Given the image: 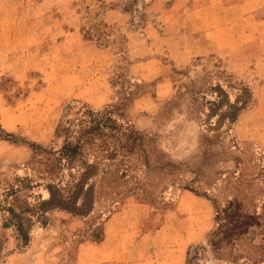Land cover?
<instances>
[{
  "label": "rangeland",
  "instance_id": "obj_1",
  "mask_svg": "<svg viewBox=\"0 0 264 264\" xmlns=\"http://www.w3.org/2000/svg\"><path fill=\"white\" fill-rule=\"evenodd\" d=\"M74 1L78 3L77 9L86 23L84 34L89 38L93 37V44L97 46H111L118 53L117 59L109 65L101 64L96 69L84 66L82 79L85 88L75 94L70 92L73 89L70 81L60 76L65 63L62 65L59 61V50L52 53L50 60L40 63L34 58H20V55H16V59L10 58L15 51L0 44L1 56L10 58V61L0 63V68L4 65L5 69H0V124L5 131L13 132L19 138L35 141L44 150H49L50 147L56 149L62 140L54 136V128L62 118L67 104L79 105L77 100L97 108L106 103H124L122 108L125 109L126 119L151 136V145L175 163L186 164L189 170L203 165L210 180L218 176V169L225 171L220 174L221 179L229 177V172L234 168L231 159L235 156L238 158L239 168H243L244 172L253 171L259 156L264 155V143L255 135L259 126H262V116L259 118L252 112L258 104L264 85L263 73L260 72V67L256 70L255 65L257 63L259 66L258 61H264V41H258L254 34L264 29V26L254 24L250 18L244 19L237 24L238 27L243 26L244 35L235 41L236 25L230 20L232 17L227 15L220 21L225 28L219 31L225 38L217 41L218 37L215 35L209 34L207 37L204 31L194 30L192 21L186 14L180 15L179 21L172 15L162 16L166 19L162 22L161 17H152L153 14L143 12L144 4L150 0H120L118 3L124 10L130 11L131 15L126 22L129 25L119 32L114 25L105 26L97 17V8L102 9L104 4L98 5L95 0ZM192 1L187 0L185 6ZM170 3L171 0L164 2V5L167 7ZM93 4L98 5L96 10ZM247 4L249 7L256 4L258 14L264 15L261 1L257 4L250 0ZM185 6L182 7L183 11L186 10ZM214 12L216 11L205 16L208 26L217 21L213 16ZM146 25L150 28L149 36L144 30ZM188 35H196L200 39L199 46H194L192 41L189 43ZM155 37H164L168 43L157 50L154 45ZM169 41L175 45L170 46ZM49 42L43 41L44 44ZM138 44L143 55L130 62L126 52L132 49V45L136 49ZM182 46L190 49L186 52L189 55L187 58L180 53L176 54L178 49L170 51L171 48ZM4 50L5 55L2 53ZM148 57L154 58L163 69L158 68L157 76L144 79L141 76L142 70L132 65V62ZM28 66L31 68L24 70ZM98 69L96 78L92 80L90 76ZM222 70L232 75L234 86L240 81L248 86L252 91V100L231 129L214 138L203 124L204 100L192 103L190 93L182 89V85H188L192 81L198 86L205 85L203 83L207 80L223 81L226 74L221 76L219 71ZM227 89L233 99L235 89ZM125 92L133 98L129 105L128 101L123 100ZM257 112L259 115L260 111ZM208 137L210 140L206 139ZM46 156V152L41 151L37 159L32 160V151L27 145L0 140V264H78L79 246L91 242L90 238L105 235L106 222L115 213L139 216L134 229L140 235L152 234L161 227L163 232L160 242L167 245L171 242L170 245L175 246L179 252H185L189 245L204 243L207 232L214 225L211 204L206 199L179 188L165 191L163 202L166 204L163 207L157 205L159 207L156 208L135 195H127L117 204L99 200L86 216L72 214L47 204L41 206L40 203L49 197V190L44 183L45 175L40 172ZM189 170L181 171L179 177H191L192 172ZM25 176L31 177L33 181L30 185L33 186L28 187L21 181ZM37 179L41 181L38 185L35 184ZM261 180L262 177L254 182L242 180L236 186L237 199L241 200L244 209L249 213L254 210L256 215L264 201V185ZM120 184L122 188L130 183L126 181ZM216 185L225 193L235 192L231 188L233 183L226 180L217 181ZM41 207L42 211L39 209ZM20 224L29 237L28 243L19 236ZM245 230L255 237V244L262 243L257 229L250 226ZM149 244L139 243V246L146 247ZM207 255L204 264H234L231 262L234 252L228 248L222 250V259H215L209 253Z\"/></svg>",
  "mask_w": 264,
  "mask_h": 264
},
{
  "label": "trees",
  "instance_id": "obj_2",
  "mask_svg": "<svg viewBox=\"0 0 264 264\" xmlns=\"http://www.w3.org/2000/svg\"><path fill=\"white\" fill-rule=\"evenodd\" d=\"M219 72L221 76L226 74L225 70ZM231 77L226 74L223 81L207 80L202 86H198L195 81L182 85V89L190 93L192 103L204 100L203 124L214 138L229 131L252 100L250 88L241 81L234 86ZM227 87L235 89L233 99ZM132 99L125 92L123 100L128 101L127 105L132 103ZM76 102L79 105L67 104L64 107L62 118L54 128V136L62 140L56 149L50 147L44 150L35 141L5 131L0 124V140L27 145L32 151V160L37 159L41 151L46 152L44 167L40 172L45 175L44 183L49 190V197L40 203L41 206L47 204L86 216L99 200L117 204L125 196L135 195L156 208L159 207L157 205L163 207L166 204L163 202L165 191L179 188L206 199L214 215V225L207 232L205 242L187 247L184 264H204L207 253L215 259H222V250L226 248L234 252L231 260L234 264H264V201L256 215L254 210L249 213L244 209L236 193V186L242 180L254 182L262 177L264 185V155L257 157L259 161L251 172L239 168L235 156L231 159L234 168L229 172V177L221 179L220 174L225 171L218 169V176L210 180L203 165L189 170L186 164L175 163L151 145L152 137L126 119L125 109L122 108L124 103H106L95 108L86 102ZM206 139L210 140L209 137ZM185 170L192 172V176L179 177L180 172ZM223 180L233 183L231 188L235 192L225 193L216 187L217 181ZM21 181L28 187L33 186L30 185L33 181L31 177L25 176ZM126 181L130 183L129 186L126 184V187L121 188L120 183ZM40 183L37 179L35 184ZM39 209L42 211V207ZM250 226L257 229L262 238L261 244H255V237L245 230ZM19 236L25 239V243L29 242L21 224ZM103 238L104 235L89 240L99 243Z\"/></svg>",
  "mask_w": 264,
  "mask_h": 264
},
{
  "label": "crops",
  "instance_id": "obj_3",
  "mask_svg": "<svg viewBox=\"0 0 264 264\" xmlns=\"http://www.w3.org/2000/svg\"><path fill=\"white\" fill-rule=\"evenodd\" d=\"M95 1L98 5L100 3L104 4L102 9L101 7L97 8V4H93V6L95 10L97 8V17L104 22L105 26L114 25L120 30L119 32L126 29V26L129 25V22H126L130 18L131 12L121 7L118 3L120 0ZM166 1L170 0H150L144 4L143 12L150 15L153 14L152 17H161L162 22L166 20L162 16L172 15V17H176L179 21L180 15L186 14L191 19L194 30L204 31L207 37L210 36L209 34L215 35L218 37L217 41L225 38V35L219 31L225 28L220 21L225 19L227 15L232 17L230 20H233L234 25H236L235 41L244 35L243 26H237L244 19L250 18L254 24L264 26V15L258 14L256 4L250 6L252 7L250 9L247 4L250 0H193L187 6H185L187 0H171V3L167 7L164 5ZM259 1H261L260 6H264V0H251L252 3L256 2L257 4ZM23 2L24 0H0V44L15 51L10 58L14 57L16 59V55H20V58L26 60L34 58L37 60L36 62L41 63L50 60L49 58L52 56V53L55 50H59V61L62 65L65 63V69L61 70L63 72L60 76H64V80L70 81L69 83L73 87V89H70V92L75 94L82 92L85 88V82L82 79L84 66L88 65L96 69L101 64L109 65L117 59L118 53L111 46H97L93 44V37L89 38L87 34H84V25L86 23H84L82 13L77 9L79 7L78 3L74 0H26V3ZM183 6L186 7L185 11L182 10ZM212 11L218 13L214 12L213 15L217 21L208 26L205 22V19L207 20L205 16L208 13L211 14ZM200 23L203 24L201 25ZM148 29L150 28L146 25L144 30L147 32V35L149 34ZM124 32L130 39H133L131 34L126 30ZM53 35L56 37L53 38ZM188 36L189 43L192 41L194 46H199L198 41L200 39L196 35ZM254 37L258 41H264V29L258 30L254 34ZM43 41L50 42L44 44ZM154 41H156L154 45L157 50L163 44L168 43L164 37H155ZM169 42L170 46L175 45V43ZM62 47H65V49H62ZM133 48L132 45V49H128L126 52L130 62L133 61V58L143 55L139 44L137 46L138 51L136 50L137 48ZM177 49L178 52L176 54L180 53V55L186 58L189 56L186 52L190 51V49L186 46L171 48L170 51H177ZM2 53L5 55V50ZM10 58L6 55L1 56L0 54V63L10 61ZM94 59L95 61H93ZM258 63L259 66L255 63L256 70L260 67L263 78L264 61L260 60ZM132 65L142 70L141 76L144 79L157 76L156 72L158 68L159 70L163 69L152 57L141 61L136 60L132 62ZM3 68L4 65L0 69L5 70ZM30 68L31 66H28L24 70ZM98 72L99 69L90 78L92 80L94 77L96 78L95 75ZM262 98H264V85L261 88L258 104L252 110L253 114H256L259 118L262 116L260 124L263 127L259 126L262 130L258 128L255 135L264 143V100ZM257 111H260L259 115ZM138 220L139 216L115 213L106 222V234L102 241L99 243H83L79 246L77 252L78 264H184V251H181L182 253L179 252L175 246L170 245L171 242L168 245L167 243L160 242V236L163 232L161 227L152 234L146 233L140 235L134 229ZM145 242L150 244L146 247L139 246V243Z\"/></svg>",
  "mask_w": 264,
  "mask_h": 264
}]
</instances>
